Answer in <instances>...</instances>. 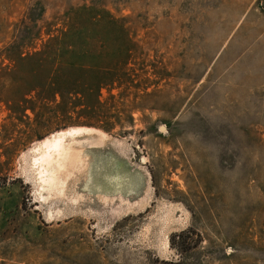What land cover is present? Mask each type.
Wrapping results in <instances>:
<instances>
[{"label":"rangeland","instance_id":"obj_1","mask_svg":"<svg viewBox=\"0 0 264 264\" xmlns=\"http://www.w3.org/2000/svg\"><path fill=\"white\" fill-rule=\"evenodd\" d=\"M0 264H264V0H0Z\"/></svg>","mask_w":264,"mask_h":264},{"label":"bare ground","instance_id":"obj_2","mask_svg":"<svg viewBox=\"0 0 264 264\" xmlns=\"http://www.w3.org/2000/svg\"><path fill=\"white\" fill-rule=\"evenodd\" d=\"M84 129H89L90 131L86 132ZM68 130L70 131L62 132L56 136L47 138L38 145L35 144L36 146L30 151V166L35 174L34 182L37 184L41 193L46 196V202L44 203L48 205L50 201L51 203H57L56 199L69 201L72 204L84 200L83 190L87 185L83 183L82 176L81 178L78 177V174L83 172L88 173L87 170L89 165L83 163L84 156L82 155V146L69 147L72 145L71 144L66 147L64 145L65 139L67 138L66 141L68 142V139H70L68 137L75 136L77 139L75 144L81 145V140H78L81 136H101L95 130L90 128L77 127ZM102 137L105 141L108 140V137ZM75 171H77V174H74ZM98 196L106 197L103 195ZM123 203L126 205L127 202H124L123 200ZM48 210L50 221L59 218H66V216L71 215L69 214L70 212L66 213L64 212L65 210H62L61 208L53 209L49 206Z\"/></svg>","mask_w":264,"mask_h":264},{"label":"water","instance_id":"obj_3","mask_svg":"<svg viewBox=\"0 0 264 264\" xmlns=\"http://www.w3.org/2000/svg\"><path fill=\"white\" fill-rule=\"evenodd\" d=\"M161 129L164 130L165 128L162 127Z\"/></svg>","mask_w":264,"mask_h":264}]
</instances>
